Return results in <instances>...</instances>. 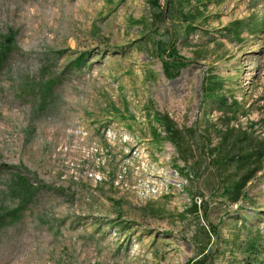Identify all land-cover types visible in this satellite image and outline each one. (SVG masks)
I'll return each instance as SVG.
<instances>
[{
  "label": "rangeland",
  "instance_id": "obj_1",
  "mask_svg": "<svg viewBox=\"0 0 264 264\" xmlns=\"http://www.w3.org/2000/svg\"><path fill=\"white\" fill-rule=\"evenodd\" d=\"M4 48L0 264H264V0H0Z\"/></svg>",
  "mask_w": 264,
  "mask_h": 264
},
{
  "label": "trees",
  "instance_id": "obj_2",
  "mask_svg": "<svg viewBox=\"0 0 264 264\" xmlns=\"http://www.w3.org/2000/svg\"><path fill=\"white\" fill-rule=\"evenodd\" d=\"M154 6H157L159 3V0H153ZM164 17V15H163ZM6 48L0 50V56H7L6 54ZM166 55L165 58H163V69L164 73L167 78L173 79L180 75V72L187 67V63H189L186 59L179 57L177 52L175 51V47L171 43L167 49L163 51V56ZM84 57H87L86 55H83L80 59H78L75 64L77 67H81L86 65L84 62ZM1 61V58H0ZM214 85L216 83H213ZM211 91L208 92L207 97L211 100H217L216 99V91L210 89ZM166 129L171 132V127L167 126ZM178 132L173 131L172 136H175ZM237 201V199L235 198Z\"/></svg>",
  "mask_w": 264,
  "mask_h": 264
},
{
  "label": "built area",
  "instance_id": "obj_3",
  "mask_svg": "<svg viewBox=\"0 0 264 264\" xmlns=\"http://www.w3.org/2000/svg\"><path fill=\"white\" fill-rule=\"evenodd\" d=\"M161 192H162V189H160V191H157V190L155 191V193H159V194H160Z\"/></svg>",
  "mask_w": 264,
  "mask_h": 264
}]
</instances>
